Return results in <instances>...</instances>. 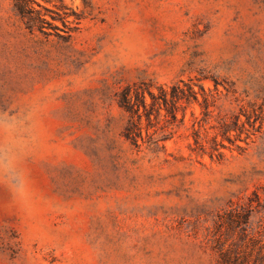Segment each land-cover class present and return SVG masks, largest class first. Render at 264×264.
<instances>
[{
  "label": "rangeland",
  "instance_id": "rangeland-1",
  "mask_svg": "<svg viewBox=\"0 0 264 264\" xmlns=\"http://www.w3.org/2000/svg\"><path fill=\"white\" fill-rule=\"evenodd\" d=\"M38 1L0 0V264H262L264 0ZM180 80L127 140L123 89Z\"/></svg>",
  "mask_w": 264,
  "mask_h": 264
},
{
  "label": "trees",
  "instance_id": "trees-1",
  "mask_svg": "<svg viewBox=\"0 0 264 264\" xmlns=\"http://www.w3.org/2000/svg\"><path fill=\"white\" fill-rule=\"evenodd\" d=\"M44 1L49 2L48 0ZM32 4H37L40 7H44L41 5V3H39L38 0H14V9L22 18H27L29 20L28 22H34L37 19L40 23H43L45 19L41 15L37 18H34L30 15L32 13ZM194 86L196 85H192L180 80L177 83L171 85L169 87L170 90H168L165 86H159V93L157 95L152 91L153 86L147 83H142L139 86L128 85L125 87L118 95V98L120 107L130 116L128 125L126 126L124 132L126 139L130 140L136 146H139V139H144L142 131L143 117L145 116L147 121L151 122L154 108H157V117L161 113V106L164 105L167 113H169L173 118H176L175 112L176 105L178 103L190 104L192 102H198V92L195 90ZM200 88L203 89L202 86H200ZM148 96L151 99V102L148 101ZM203 98L204 102L207 104V97L204 95ZM235 126H238V122H235ZM230 132V126L226 122L222 123V131L220 134L224 140L231 141ZM249 138H251V133H247L246 138L243 139V141L247 143ZM148 142L158 145L160 140L153 141V137L148 135ZM195 142L198 143V139H196ZM213 143V151L223 154L220 149L226 148V146L222 141H218V135L213 138ZM210 155L213 157V153H210ZM236 222L237 221L233 219V216H230L229 219H226L227 225L234 224ZM263 250L264 249L262 248L260 251V259H264ZM219 263L249 264L246 259L242 261L239 253H237L236 250H233L232 248H228L220 254ZM262 264H264V260H262Z\"/></svg>",
  "mask_w": 264,
  "mask_h": 264
}]
</instances>
